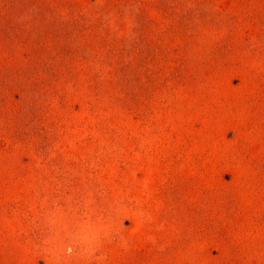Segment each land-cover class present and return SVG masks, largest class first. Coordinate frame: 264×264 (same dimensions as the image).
<instances>
[{"label": "rangeland", "instance_id": "rangeland-1", "mask_svg": "<svg viewBox=\"0 0 264 264\" xmlns=\"http://www.w3.org/2000/svg\"><path fill=\"white\" fill-rule=\"evenodd\" d=\"M0 264H264V0H0Z\"/></svg>", "mask_w": 264, "mask_h": 264}]
</instances>
